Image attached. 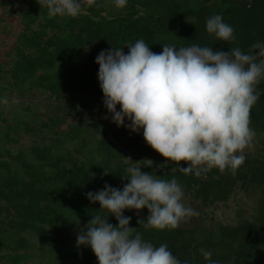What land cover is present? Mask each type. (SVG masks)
Listing matches in <instances>:
<instances>
[{"label":"trees","instance_id":"obj_1","mask_svg":"<svg viewBox=\"0 0 264 264\" xmlns=\"http://www.w3.org/2000/svg\"><path fill=\"white\" fill-rule=\"evenodd\" d=\"M23 1L0 0V10L11 14L7 21L15 24L4 30L16 35L14 79L21 86L27 84L110 116L103 105L99 65L95 62L102 49L123 46L127 52L126 42L143 38L154 52L162 51L163 44L181 47L197 43L225 51L239 47L247 53L253 43L264 41V0H128L125 12L108 17L94 14L91 6L78 17L53 18L37 0H31L23 10L14 7ZM217 13L234 28V41L218 40L206 31V18ZM257 89H264V80ZM125 121L130 123L127 118ZM249 126L264 131V94L250 109ZM142 133L143 129L137 132L116 126L109 136L100 138L95 152L85 160H78L69 148L67 154H54L51 143L35 142L16 153L0 150V261L10 257L18 260V255L7 257L2 251L25 247L26 234L37 237L35 245L41 248L69 234L71 220L87 224L92 215L102 214L109 216L110 223L118 224L114 215L100 208L98 201L91 202L85 193L103 188L105 182L122 188L128 182L122 175L130 164L142 155L160 154ZM125 157L129 160L125 161ZM176 163L159 170L142 166L141 170L158 179L175 177L203 205L228 200L239 185L245 190L259 189L264 201V141L260 155L247 156L235 170L213 167L196 176L184 173L180 162ZM13 164L17 165L15 170ZM148 213L147 207L124 210L132 217L130 226L138 227L144 239L156 245L167 243L181 260L206 264L199 251L205 248L220 264H264V204L251 219L202 230L185 224L145 229L138 220ZM64 258L98 264L91 247L77 243L68 247Z\"/></svg>","mask_w":264,"mask_h":264},{"label":"clouds","instance_id":"obj_2","mask_svg":"<svg viewBox=\"0 0 264 264\" xmlns=\"http://www.w3.org/2000/svg\"><path fill=\"white\" fill-rule=\"evenodd\" d=\"M49 18L78 17L97 0H37ZM123 8L128 0H114ZM206 31L218 40L236 39L234 28L219 13L206 18ZM123 46L102 49L95 57L103 105L117 126L139 132L146 142L171 161H186L180 170L200 176L213 167L233 170L246 159L244 149L254 136L250 109L264 94L257 85L264 80V41L251 51L229 47L227 51L192 43L177 47L163 44L154 52L143 38ZM124 45V46H125ZM0 96V104H8ZM119 105V110H117ZM107 119L108 116L105 115ZM127 118L130 123H125ZM151 161V160H150ZM152 162V161H151ZM168 161H165L167 163ZM107 172V171H106ZM122 175V188L105 182L103 188L85 193L91 202L114 215H92L77 235L78 246H90L98 264H191L181 260L167 243L156 245L130 226L125 209L147 207L138 220L145 229L178 227L181 220L199 215L183 203V189L175 177L158 179L141 165L130 164ZM206 264H220L212 251L200 248Z\"/></svg>","mask_w":264,"mask_h":264},{"label":"rangeland","instance_id":"obj_3","mask_svg":"<svg viewBox=\"0 0 264 264\" xmlns=\"http://www.w3.org/2000/svg\"><path fill=\"white\" fill-rule=\"evenodd\" d=\"M29 4L31 0H24L23 3H18L14 7L23 10ZM6 7L11 5L6 4ZM126 9V7H116L114 0H97V4L92 6L94 14L106 17L121 11L125 12ZM87 11L85 8L84 13ZM20 91L23 92L20 96L17 92L14 96L11 95L13 91L6 92L9 103L0 104V150L3 153L7 151L16 153L18 150L28 149L35 142L51 143L54 154L66 153L65 151L69 148L78 160H85L95 152L100 138L109 136L113 128L117 126L108 114L96 112L92 108L86 109L41 89L28 90L26 87ZM105 115L108 116L107 119ZM79 122L80 124H77ZM251 129L254 131V136L251 143L244 149L246 157L259 156L264 141L263 130ZM119 148L122 152H126L122 145H119ZM124 160L128 161L129 157H125ZM165 161L168 162L165 163ZM175 163L158 154L156 157L142 155L135 165L159 170L166 164L174 166ZM187 163L180 161L181 166L186 167ZM16 167V164L12 165L13 170ZM183 193L182 199L185 206L194 208L199 215L183 219L179 224H185L197 230L212 228L220 223L234 224L244 219H251L264 204L259 189L255 187L245 190L239 185L228 200L208 205L201 204L184 189ZM85 225L83 222L71 220L69 234L62 240L47 243L41 248L35 245L37 237L26 234L28 239L25 247L19 250L4 248L2 251V255L7 257L18 255V260L14 261L11 257L4 258L1 259L0 264H82L65 259L64 253L70 245L76 243L77 235Z\"/></svg>","mask_w":264,"mask_h":264},{"label":"crops","instance_id":"obj_4","mask_svg":"<svg viewBox=\"0 0 264 264\" xmlns=\"http://www.w3.org/2000/svg\"><path fill=\"white\" fill-rule=\"evenodd\" d=\"M10 16L11 14H3L0 10V96H7L5 93H9L10 91H13L11 95L14 96V93L16 94L17 92L20 96L23 94L20 89H25L26 87L28 90H38V88L28 87L27 84L21 86L12 75V70L15 64L14 48L17 41L14 36L16 35L11 32L13 29L10 30L11 33H4V30L15 26V24L12 26L13 24L11 21H7Z\"/></svg>","mask_w":264,"mask_h":264}]
</instances>
